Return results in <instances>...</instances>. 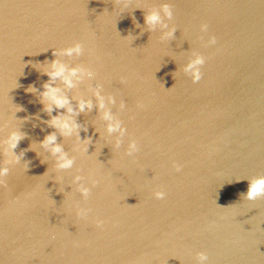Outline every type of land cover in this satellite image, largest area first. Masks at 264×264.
<instances>
[{"label":"water","instance_id":"95a60500","mask_svg":"<svg viewBox=\"0 0 264 264\" xmlns=\"http://www.w3.org/2000/svg\"><path fill=\"white\" fill-rule=\"evenodd\" d=\"M165 4L171 39L145 23ZM76 42L83 55L53 54ZM194 52L205 57L195 83L183 71ZM56 59L95 73L66 90L74 107L81 97L94 105L76 117L80 140L57 131L75 160L67 170L40 146L56 131L40 98ZM98 86L116 97L111 111L127 130L119 148ZM11 131L24 134L19 164L3 144ZM133 140L139 150L129 156ZM6 162L0 264H198L201 251L207 264H264V197L246 200L249 183L264 177V0H0Z\"/></svg>","mask_w":264,"mask_h":264},{"label":"clouds","instance_id":"9594fccd","mask_svg":"<svg viewBox=\"0 0 264 264\" xmlns=\"http://www.w3.org/2000/svg\"><path fill=\"white\" fill-rule=\"evenodd\" d=\"M161 11L163 15L161 14ZM174 15L173 7L171 5L165 4L162 6V10L150 11L145 16V23L152 29L160 27L162 29H167L163 33L161 39H171L175 36L176 28L174 26L170 27L166 22L167 20H172ZM208 29L207 24L201 25V30L206 32ZM209 45L216 44V37L212 36L209 41ZM84 53V46L80 42H76L69 47L54 50L55 56H81ZM205 64V57L199 53H193L192 58L189 59L188 63L184 66L183 71L189 73L192 77L193 82L200 81L202 77L201 66ZM45 74L49 77L48 82L43 85V90L40 92L41 103L44 105V110L49 113L51 119L47 121L48 125L56 130L47 134L42 141H40V146L46 151L50 152L53 157H55V168L58 170L71 169L75 163L73 157H70L67 152L64 151L63 145L57 142V131L63 136H73L75 135L77 140H80L81 124L78 122L76 117L79 113L86 110H91L93 108L92 99H85L83 97L78 99L77 105L74 107L72 105V99L66 94L67 89L76 87L78 83L83 81L85 78L93 79L95 73L83 65H77L75 67L69 68L66 64L61 62V60L56 59L52 62L49 68L45 69ZM59 79L63 82L64 88L56 86L55 81ZM29 91H37L35 88H30ZM94 95L98 102L99 109L103 110V119L107 122V131L109 133H116L115 146L117 148L122 144V138L126 133V128L123 126L122 121L117 119L112 111L110 105H115L117 103L116 97L109 95L105 96L102 93V87L98 86ZM125 103L120 102V108L123 109ZM17 109L16 111H19ZM60 110H64L61 112ZM56 115H52L53 112ZM87 132V128H83ZM24 139V134L20 131H11L6 139L3 141L5 150L9 153H13V160L15 163L19 164L23 153L19 155L14 154V150L18 147L21 140ZM88 143H91V139L88 138ZM88 150V149H86ZM138 145L136 141H131L128 144L127 154L129 156L133 155L138 151ZM27 168V164H25ZM180 170V166L177 165V171ZM9 167L7 162L5 166H0V181L9 175ZM81 176L75 177V182L78 183V190L86 198L89 195L90 188L85 186L82 181ZM157 199L163 200L166 196L165 191L159 190L154 193ZM258 197H264V177L257 178L249 183L248 191L246 193L247 201H255ZM80 216H86L87 210L81 209L78 212ZM102 221H97L98 226H102ZM198 264H207L209 257L206 252L197 253Z\"/></svg>","mask_w":264,"mask_h":264}]
</instances>
